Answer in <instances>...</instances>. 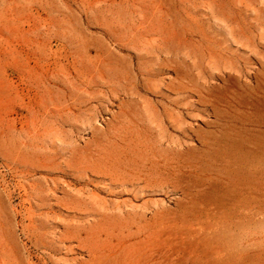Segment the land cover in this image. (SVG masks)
I'll return each mask as SVG.
<instances>
[{"label":"rangeland","instance_id":"1","mask_svg":"<svg viewBox=\"0 0 264 264\" xmlns=\"http://www.w3.org/2000/svg\"><path fill=\"white\" fill-rule=\"evenodd\" d=\"M189 233L264 264V0H0V264Z\"/></svg>","mask_w":264,"mask_h":264},{"label":"bare ground","instance_id":"2","mask_svg":"<svg viewBox=\"0 0 264 264\" xmlns=\"http://www.w3.org/2000/svg\"><path fill=\"white\" fill-rule=\"evenodd\" d=\"M251 120H253V119H251ZM253 122H254V120H253ZM189 234L192 236L191 233H189ZM187 235H188V233H187ZM187 235L186 236L184 235L185 237H183V235H181V237L184 239L182 241H180L179 246H177L175 249L163 248V249L157 250L155 252L156 256L154 255L155 256L154 259L151 260V261H153L152 264H202L203 255H202V251L199 247L200 235L195 233L196 238L193 237V236H195V235H193L192 236L194 238L193 240L190 239V237Z\"/></svg>","mask_w":264,"mask_h":264}]
</instances>
